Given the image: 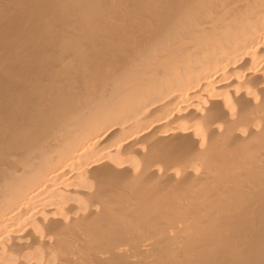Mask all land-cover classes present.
<instances>
[{
	"label": "bare ground",
	"instance_id": "obj_1",
	"mask_svg": "<svg viewBox=\"0 0 264 264\" xmlns=\"http://www.w3.org/2000/svg\"><path fill=\"white\" fill-rule=\"evenodd\" d=\"M262 262L264 0H0V264Z\"/></svg>",
	"mask_w": 264,
	"mask_h": 264
},
{
	"label": "snow or ice",
	"instance_id": "obj_2",
	"mask_svg": "<svg viewBox=\"0 0 264 264\" xmlns=\"http://www.w3.org/2000/svg\"><path fill=\"white\" fill-rule=\"evenodd\" d=\"M148 149H145V151H147ZM105 168H108L107 165L104 166ZM113 169H108V171H112ZM108 179V174L107 173H104L100 176L99 180H98V183L99 184H103L106 180ZM262 264H264V262H262Z\"/></svg>",
	"mask_w": 264,
	"mask_h": 264
}]
</instances>
